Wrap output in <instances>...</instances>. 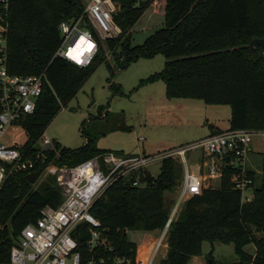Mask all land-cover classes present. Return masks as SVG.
<instances>
[{
    "label": "trees",
    "instance_id": "obj_1",
    "mask_svg": "<svg viewBox=\"0 0 264 264\" xmlns=\"http://www.w3.org/2000/svg\"><path fill=\"white\" fill-rule=\"evenodd\" d=\"M147 5L139 0H120L114 22L121 35L98 42L90 63L77 67L54 54L61 44L59 24L80 17L83 1L10 0L5 38L7 72L13 76H46L33 114L15 123L26 136L23 149L35 151L37 139L52 118L99 64L107 63L103 48L112 53L119 70L140 58L162 55L163 69L141 80L140 86L161 81L168 99L228 106L229 130H264V50L250 51L248 47L250 40L264 39V0H165V27L142 45L131 47L130 29ZM110 89L120 92L113 85ZM80 133L83 136L84 131ZM105 152L96 148L93 138L85 137L83 146L77 149L53 141L48 155L57 166H75ZM258 157L261 174L246 170L251 199L242 201L241 192L234 188L236 169L223 167L218 187H204L200 195L189 197L178 217L169 223L166 253L156 264H189L193 257L201 256L203 242L212 245L216 241L231 243L236 260L208 264H264V153H258ZM179 164V157L165 158L156 178L140 176L142 187L132 185L136 176L131 175L95 200L90 209L100 225L95 230L109 242L111 251L100 248L89 252V225L81 224L71 236L82 264L114 256L134 262L137 247L127 238V232L164 229L170 213L164 193L177 184ZM25 177L14 175L0 188V264H7L18 234L36 221L40 210L57 207L63 200L54 178L30 184ZM249 245L254 248L253 254L244 250Z\"/></svg>",
    "mask_w": 264,
    "mask_h": 264
},
{
    "label": "built area",
    "instance_id": "obj_2",
    "mask_svg": "<svg viewBox=\"0 0 264 264\" xmlns=\"http://www.w3.org/2000/svg\"><path fill=\"white\" fill-rule=\"evenodd\" d=\"M139 1L153 8L165 6V0ZM9 5L10 0H0V188L14 175H28L41 170L39 176L45 172L47 176L55 179L63 200L57 207L42 208L36 221L20 231L10 248L7 264H82L76 241L71 236L73 230L81 224L89 225V238L86 241L89 252L100 248L111 251L109 242L95 230L100 225L91 215L90 209L108 187L120 179L138 175L155 160L180 157L184 172L178 201L164 229L157 231L160 235L149 258L144 261L136 254L134 262L130 263L129 260L114 256L107 261L103 258L90 259L87 264H154L158 254L166 248V232L179 205L189 197L201 194L205 178L219 181L225 166L236 169L237 174L233 176L232 182L234 188L241 192L242 201L251 199L244 196L247 190H251V181L246 178L247 169L244 165L252 151V140L260 138L264 142V130L226 129L151 156H125L108 151L75 166H57L55 159L49 158L48 151L53 141L45 133L37 139L34 152L23 149L24 143L19 144L10 131L13 128L19 129L15 124L17 121L33 114L46 76L44 73L24 77L8 74L5 38L8 31ZM119 5L120 0H87L80 17L59 24L61 44L54 57L77 67L87 66L97 52L98 42L116 39L121 35L120 27L114 22ZM80 39L84 42L79 47L82 55L78 57L76 46ZM12 137L15 141L5 142ZM195 150L201 152L202 158L197 171L193 172L186 165L184 156ZM226 158H229V164L226 163ZM201 171L206 174L203 176ZM132 185L142 187L144 184L139 178H135Z\"/></svg>",
    "mask_w": 264,
    "mask_h": 264
},
{
    "label": "rangeland",
    "instance_id": "obj_3",
    "mask_svg": "<svg viewBox=\"0 0 264 264\" xmlns=\"http://www.w3.org/2000/svg\"><path fill=\"white\" fill-rule=\"evenodd\" d=\"M82 1L84 5L87 3V0ZM164 27L165 6L153 8L147 5L130 29V46L142 45L147 37ZM116 52H119V49ZM103 53L112 69L108 68L107 63H100L43 132L60 146L77 149L83 146L87 137L93 138L96 148L100 150L125 156H151L198 141L207 136L210 128L225 129L228 126L230 117L228 106L206 105L199 100L168 99L165 96L164 83L161 81L140 86L141 80L163 69L165 59L162 55H155L151 59L140 58L130 63L127 68L119 70L114 66L112 53H108L104 48ZM110 85L120 88V92H114ZM117 127L126 129L110 131ZM81 130L84 131V137L81 136ZM10 132L15 135L19 144L25 142L26 136L22 129L13 128ZM13 141H15L13 137L5 140L6 143ZM250 149L252 151L244 167L259 176L261 163L258 153H264V142L260 138H255ZM184 157L186 165L191 171L196 172L195 166L199 165L201 152L199 150L187 152ZM179 163L177 184L164 193V201L169 205L170 213L178 201L182 185L184 165L180 157ZM160 168L161 161L155 160L135 176L140 178L143 175L154 179L159 175ZM201 174L204 176L206 173L201 171ZM45 177L49 176L42 172L35 181H38L36 184ZM203 185L216 188L219 181L205 178ZM251 194L252 191L247 190L244 196L250 198ZM186 200L179 205L173 220L178 217ZM159 235L160 232L157 231L127 232V238L136 244L138 254L142 255L144 261L149 258ZM164 244L166 245V239ZM165 249L158 254L154 264L165 256ZM244 250L249 254L254 253L251 245L244 247ZM235 260L236 255L231 243L218 241L212 245L208 242L202 243L201 258L198 260L201 264H208L211 261L229 263ZM189 264H194V260Z\"/></svg>",
    "mask_w": 264,
    "mask_h": 264
},
{
    "label": "water",
    "instance_id": "obj_4",
    "mask_svg": "<svg viewBox=\"0 0 264 264\" xmlns=\"http://www.w3.org/2000/svg\"><path fill=\"white\" fill-rule=\"evenodd\" d=\"M75 40L73 41V43L75 42ZM248 47H249L250 51H252L256 48H260V49L264 50V39H258V38L252 39V40H250ZM226 163L227 164L230 163L229 158H226ZM40 172H41V170H38L34 173L28 174V175H26L25 179L30 184H33V183H35L36 179L38 178ZM257 238H260V236H257Z\"/></svg>",
    "mask_w": 264,
    "mask_h": 264
},
{
    "label": "crops",
    "instance_id": "obj_5",
    "mask_svg": "<svg viewBox=\"0 0 264 264\" xmlns=\"http://www.w3.org/2000/svg\"><path fill=\"white\" fill-rule=\"evenodd\" d=\"M217 128V127H216ZM215 127L214 128H210L209 129V133L207 134V136L208 135H210V134H212V133H214L216 130H219V131H222V130H226V129H228V126L225 128V129H216ZM206 137V136H205ZM195 168H196V171H197V166H195ZM166 249H167V245H166ZM166 249H165V253H166ZM140 250V249H139ZM141 252H142V250H141ZM137 257L139 258V259H142L141 258V254H138V250H137ZM164 257V256H163ZM162 257V258H163ZM199 258H201V256H199V257H193L191 260H194V264H201L198 260H199ZM190 260V261H191Z\"/></svg>",
    "mask_w": 264,
    "mask_h": 264
},
{
    "label": "bare ground",
    "instance_id": "obj_6",
    "mask_svg": "<svg viewBox=\"0 0 264 264\" xmlns=\"http://www.w3.org/2000/svg\"><path fill=\"white\" fill-rule=\"evenodd\" d=\"M83 42H84V40H83V39H80V41L78 42V44H77V46H76V47H77V51H78L76 54L78 55V57H81V55H82V54H81V50H80L79 47H80V45H81Z\"/></svg>",
    "mask_w": 264,
    "mask_h": 264
},
{
    "label": "snow or ice",
    "instance_id": "obj_7",
    "mask_svg": "<svg viewBox=\"0 0 264 264\" xmlns=\"http://www.w3.org/2000/svg\"><path fill=\"white\" fill-rule=\"evenodd\" d=\"M193 190H195V189H193Z\"/></svg>",
    "mask_w": 264,
    "mask_h": 264
}]
</instances>
